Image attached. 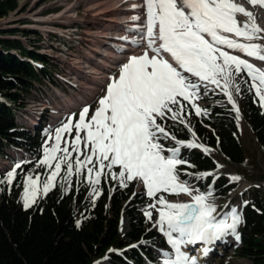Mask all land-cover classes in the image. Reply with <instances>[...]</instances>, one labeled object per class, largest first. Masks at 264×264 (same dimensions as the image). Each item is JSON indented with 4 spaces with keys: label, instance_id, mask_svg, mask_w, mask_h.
<instances>
[{
    "label": "snow or ice",
    "instance_id": "snow-or-ice-1",
    "mask_svg": "<svg viewBox=\"0 0 264 264\" xmlns=\"http://www.w3.org/2000/svg\"><path fill=\"white\" fill-rule=\"evenodd\" d=\"M141 6L146 10L145 21L139 27V39L132 43L139 47L146 41V50L120 66L118 77L110 79L105 95L98 100V107L90 117V109L85 106L75 123L69 119L55 129V143L43 148V158L37 165L52 171L43 182L39 175L27 176L24 207H30L38 194L46 195L55 186L62 165H66L67 174L61 179L67 181L73 175L74 165L79 176L87 164H93L86 169L93 195H99L94 186L107 168L112 179H119L120 186L138 181L147 196L154 199L148 208L154 209L158 218L153 220V211H145L144 215L171 246V252L163 253V264H197V259L182 248L197 242L210 243L226 235L239 241L237 227L241 217L232 209L217 218L216 206L209 199L212 192H199L181 181L179 166L193 167L181 157L182 148H200L205 153L210 150L194 140L177 139L163 122L179 121L191 132L182 116L183 101L195 108L197 116L206 115L207 110L198 107L194 99L199 98L201 84L205 89L208 84L220 86L221 79L228 102L238 112L227 91L233 82V72L247 73L264 107V69L225 50L264 62V25L259 22L264 21V0H143V5L133 4V8ZM132 20L139 21L141 17L133 16ZM73 128L76 135L69 151L68 147L61 148V140ZM169 139L175 146L165 148L161 141ZM82 142L90 154H84L83 160L79 155L73 159L72 152H80ZM58 152L63 155L58 157ZM114 166L118 172L112 171ZM20 167L17 163L0 183L11 184ZM230 179L239 181L241 177ZM158 193L185 194L191 197V202H171L164 195L157 196Z\"/></svg>",
    "mask_w": 264,
    "mask_h": 264
},
{
    "label": "trees",
    "instance_id": "trees-1",
    "mask_svg": "<svg viewBox=\"0 0 264 264\" xmlns=\"http://www.w3.org/2000/svg\"><path fill=\"white\" fill-rule=\"evenodd\" d=\"M17 8L18 0H0V19L9 17ZM28 60L40 61L43 68L36 69ZM47 65L46 56L27 50L20 41L0 39V155L11 160L7 151L15 147L25 149L30 156L29 162L16 169L11 184L0 183V264H94L104 256H109L113 264H143L152 249H165L166 244L141 212L149 200L135 193V182L122 187L104 170L96 185L99 195H93V188L74 171L67 187L55 185L46 195H38L30 207H22L21 183L29 175L43 173V166H37L41 159L40 133L19 124L13 109L21 102L22 92L32 97L30 89L35 84L51 82L45 71ZM237 86L241 114L253 140L264 152L262 110L246 77L239 75ZM199 97L204 104L201 109H206L207 114L185 115L184 121L202 145L227 164L243 167L246 157L232 110L219 105L222 97L214 95L213 90L200 88ZM164 125L177 139L192 140V133L182 124L167 120ZM162 143L165 148L175 146L169 141ZM182 158L193 166H179L182 177L196 183L202 192L211 190L213 197L219 198L236 188L224 177H197L217 170L210 156L190 150L184 151ZM5 177L0 174V180ZM263 200L264 196H257L243 205L240 245L235 254L250 264H264Z\"/></svg>",
    "mask_w": 264,
    "mask_h": 264
},
{
    "label": "rangeland",
    "instance_id": "rangeland-1",
    "mask_svg": "<svg viewBox=\"0 0 264 264\" xmlns=\"http://www.w3.org/2000/svg\"><path fill=\"white\" fill-rule=\"evenodd\" d=\"M57 2H58V0L57 1L56 0H45V1H43L37 5L33 6L29 3H27V4L23 3L22 4L18 0L17 10H15L13 13H11L9 15V17H5L3 19H0V20L4 21L3 23L0 22V31H3L2 35H0V39L12 40V41L18 40L22 43L23 47L26 48L27 50L34 51L38 54L43 53L42 49L44 47L48 46V44H50L52 46V44L56 42V41H53V39H58V37L57 36H49L46 39H42V36H40L33 29L23 27V25L30 23V19L26 18L25 14H27V12L30 9L37 10V11L41 12L45 8V11L41 12L42 16H44V15H49V16L56 15L60 11L59 7H61V6H57ZM79 12L81 13V10H79ZM28 15H29L28 17H30V18L38 17L37 14L32 13V12H29ZM44 18H47V17H44ZM71 27L79 29L81 27V25H79L77 23H73V24H71ZM67 28H69V27H67ZM55 29H58V28H55ZM25 33H27V34L32 33V34L31 35H25ZM256 42H258V41H256ZM46 59L48 61V65L46 66L45 71L52 77V81L54 83H56L57 85H60L59 76H62L61 75L62 70L66 69V68H64L61 64L54 62L51 58H49V56ZM127 61L128 60H125V61L118 63L116 70H113L111 72V76L112 77L113 76L118 77L120 66H122V64L126 63ZM32 65L37 66L38 68L41 67L40 63L32 64ZM261 67L264 69V62L261 65ZM56 74H58V75H56ZM56 76H58V77H56ZM192 79L196 80L195 78H192ZM237 79H238V74L233 72V82L228 87L227 91L231 93L233 100L235 102L236 108L239 109L238 112L233 108V104L228 102V97H227V95H225L224 82L222 79H221L219 87H220V90L222 92L221 94L224 96L223 102L226 105L230 106L231 110L233 111L235 122H236L237 127L239 129V132L241 134V141H242V145H243V149H244L245 157H246V162H245L244 166L241 168H237V167H234L230 164H227L223 159H221L216 154L215 151H213L211 149H209L210 151L208 153H205L200 148H192V149L182 148L181 157H182L184 151H190V150H194V151H198V152H201L203 154H206V155L210 156L217 165V170L214 173H212V175H214L215 177H224L228 181H230L231 183L236 184V189L231 194L223 195V197H219V198L213 197V195H212L209 199L216 206L217 211H216V213H214V215H216L217 218H221L224 214L229 213L232 209L236 210L237 214L240 215V217H241V223L238 225V228H237V231H238L240 226L242 225V220H243V214H242L243 213V205L247 201H249V202L253 201V199L256 198L257 196L259 198H262V196H264V152L259 148V146L256 144V142L253 140L251 131H250L249 127L247 126V124H246V122H245V120H244V118L240 112L239 100H238V95H237ZM109 82H110V80L106 81L102 85L98 95L95 96L94 98H92L89 101L88 105L84 104L80 108L73 107L72 109H70L69 114L65 120H60V121L54 122L51 125H45L47 123H44V125H43L42 122L40 121V123L38 125H41V126L38 130H40L39 133L41 134L39 136V138H40L39 139L40 140L39 148H40L41 159L43 158V148L45 146L50 147L52 144L55 143V129L62 127L63 124L67 123L69 119H71L73 121V123H75L79 118L80 111L85 106H88L90 109V111H89V117H90L92 115V113H94L95 109L98 107V100L105 95L106 87H107ZM34 86H35L34 89H30V92H31V94H29L30 96L36 97L37 95L41 96V95L47 94L51 97V100H53L54 102H56V103L62 102V101L57 100L55 98L56 92H59L60 90L62 91V89L56 90L57 88H54V87L51 88V84H49V83H42L41 85L36 84ZM62 92H65V91H62ZM18 93H20V92L18 91ZM21 95H23V97L20 98L21 102H19L18 106H15V109H13V113L15 115L16 121L22 120L23 117H25L27 109H29L32 106V105H29L31 98L27 97V95L24 92H22ZM2 101H4V99ZM194 103L198 107H200L201 103H199V98L194 99ZM8 104H11V102ZM183 105L185 107V111L182 113L183 118L185 115H191V114H193L194 116H197L195 113V108H193L190 103H188L187 101H183ZM199 116H197V117H199ZM45 117H48V116L45 115L42 117V119H44ZM163 123H165V122H163ZM43 129H45L46 131ZM75 135H76L75 128L72 129V132L70 134L64 133L62 135L61 148L68 147L69 151H71V143L74 140ZM84 135H85V133L81 132V137H84ZM192 140L201 144L196 137H194ZM168 141L175 144V142L170 140V139L167 141H161V142H168ZM80 149H81L80 152H72L73 159L79 155L80 159L83 160L84 154H90L89 148H85L83 142L80 145ZM165 154H168V153H165ZM12 155H14L16 158L20 159L21 157H27L28 154L24 151H21V152H15L14 151L12 153ZM62 155H63L62 152L57 153L58 157H60ZM29 161H30L29 158H27L25 163L29 162ZM94 161H95V157H94ZM52 163L54 165L56 163V161H53ZM105 163H107V162H105ZM7 165L8 166H5L2 163H0V170L3 171V172H0L1 175H7V173L12 170L11 166H13V165L12 164H10V165L7 164ZM221 165H222V167H219ZM87 167H93V164H87L86 168L82 171L81 175H82L83 180H85L86 183L91 188H93V185L89 184L88 180H87V175H86ZM97 167H98V165H97ZM105 170L108 171L107 168H105ZM51 171H52V169H49V168L43 166V173L40 176L42 182L46 178V175H50ZM74 171H75V165H74L73 172ZM112 171L118 172L119 169H118V167L114 166ZM66 174H67L66 165H62L60 176L57 177V179L55 181V185L67 187L70 184L73 175L71 177H68L67 181H63L61 178L64 177ZM183 175L184 174L181 172V175H180L181 181H186L188 183V185L190 187H192L194 190H198L199 192H202V190H200V187L196 183L193 184V183H190L189 181L185 180L182 177ZM232 176H239V177H241V179L239 181H232L230 179V177H232ZM26 178L21 183V186L19 189V196H20L22 207H24L23 193H24V185H25ZM93 178H95V170L93 172ZM110 178H111V175H110ZM111 180L120 184L119 179L114 180L111 178ZM131 182H135L137 192L143 194L145 196V198L147 200H149L147 205L141 209V212L144 214L145 211H153V220L157 219L158 214L155 212V210L148 208L149 204L154 203V199L147 196L146 189L144 188L142 183L135 181V180L131 181ZM127 183H130V182H127ZM96 185H98V184H96ZM96 185L94 186L95 188H96ZM41 189H42V183H41ZM209 191H211V190H209ZM207 192L208 191H206L204 193H207ZM38 195H40V194H38ZM159 195H164L171 202H184V203H190L191 202V197L188 195H185V194L172 195V194H168V193H158L157 196H159ZM263 203H264V200H263ZM157 207H159V205H157ZM152 227L158 233H160V235L162 236V238L166 242L167 238L164 236V234L162 232H160L158 230V228H156L154 226H152ZM228 238H229V236L226 235V239H228ZM219 243L217 240V243L215 245L216 247L213 249V254L208 256V257L206 256L203 259L199 260V262H201L200 264H250L247 260L240 259L235 254L236 249L239 246V241H237L236 243L231 244V245L227 244L225 246L224 245L222 246ZM166 246H167L166 250L152 249V251H150V254H149L150 259L146 260L147 264H163V260H164L163 253L166 251L167 252L172 251L171 246L169 244H167V242H166ZM198 247L201 249V246L198 245V242H197L194 246H188L187 245L185 247V250H187L186 252L190 256H192V254L195 252L196 248H198ZM95 264H113V263H112V260L110 259L109 256H105L103 259L96 261Z\"/></svg>",
    "mask_w": 264,
    "mask_h": 264
},
{
    "label": "bare ground",
    "instance_id": "bare-ground-1",
    "mask_svg": "<svg viewBox=\"0 0 264 264\" xmlns=\"http://www.w3.org/2000/svg\"><path fill=\"white\" fill-rule=\"evenodd\" d=\"M19 1L22 4L29 3L35 6L45 0ZM133 4L143 5V0H58L57 6L61 7H59L60 11L56 15L42 16L41 12L45 11V8L41 12L30 9L25 14L26 18L30 19V23L23 25V27L36 29L42 39L49 36L58 37L52 46L48 44L43 48L45 49L43 53L66 68L62 70V76L70 75V79H78L77 84L80 86L71 89L69 96L65 97L63 102L43 104L40 108L36 107L40 104L34 105L27 109L26 115L35 117L36 122L40 123L45 115V112L39 113L42 111L41 109H51L60 113L56 120L60 119L74 105L87 104L89 100L98 95L102 85L112 77L111 70L116 69L118 63L128 60L133 55L143 54V51L146 50V41L139 47L134 45L132 41L139 39V27L145 21L146 10L143 6L133 8ZM29 12L37 14L38 17H28ZM137 15L141 17V20L133 21L132 17ZM0 22L3 23L4 21L0 20ZM259 22L264 25V21ZM73 23H77L81 27L79 29L71 27ZM122 37L129 39L124 40ZM65 47L70 49L67 53ZM228 51L233 55H245L234 50L228 49ZM245 59L249 60V57ZM257 62L261 61L255 58L251 60L253 64ZM88 69H92V71ZM59 80L60 85L65 83L64 77L59 76ZM89 89L95 90V92L90 93ZM60 96L63 95L60 94ZM0 163L4 164L1 158ZM228 236V239L226 236L219 239L220 245H231L237 242L234 236ZM182 249L187 251L185 247ZM192 256L197 259V264H200L199 260L203 259L202 249L196 248Z\"/></svg>",
    "mask_w": 264,
    "mask_h": 264
}]
</instances>
